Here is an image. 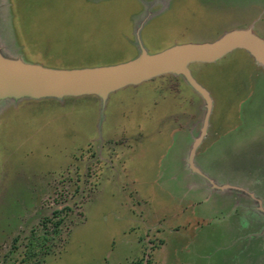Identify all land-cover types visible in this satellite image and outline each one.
<instances>
[{"label":"rangeland","instance_id":"374dc122","mask_svg":"<svg viewBox=\"0 0 264 264\" xmlns=\"http://www.w3.org/2000/svg\"><path fill=\"white\" fill-rule=\"evenodd\" d=\"M245 28L264 39V0H0L3 57L55 68ZM189 68L206 121L173 74L0 103V264H264V67Z\"/></svg>","mask_w":264,"mask_h":264},{"label":"water","instance_id":"95a60500","mask_svg":"<svg viewBox=\"0 0 264 264\" xmlns=\"http://www.w3.org/2000/svg\"><path fill=\"white\" fill-rule=\"evenodd\" d=\"M235 49L245 50L264 67V40L250 28L232 29L210 41L176 43L154 53L141 48L133 59L90 67L54 68L7 59L0 49V103L24 98L40 100L82 96H96L105 101L112 93L123 88L173 74L182 76L203 98L206 121L211 110V99L208 91L193 77L189 66L216 62ZM204 128L202 126L193 147L202 138Z\"/></svg>","mask_w":264,"mask_h":264},{"label":"crops","instance_id":"0c3cea01","mask_svg":"<svg viewBox=\"0 0 264 264\" xmlns=\"http://www.w3.org/2000/svg\"><path fill=\"white\" fill-rule=\"evenodd\" d=\"M263 39V38H262ZM264 40V39H263ZM236 50V49H235ZM234 51V50H233ZM232 52V51H231ZM230 53V52H229ZM228 54V53H227ZM225 56V55H224ZM252 58V57H251ZM221 59V58H220ZM253 59V58H252ZM254 60V59H253ZM29 63H36V62H29ZM37 64H39V63H37ZM55 68V67H54ZM190 69V68H189ZM191 71V70H190ZM191 74H192V72H191ZM194 77V76H193ZM202 87H204L207 91H208V93H209V96H210V92H209V90L205 87V86H203L201 83H199ZM190 87V86H189ZM210 99H211V97H210ZM211 105H212V101H211ZM212 107V106H211ZM210 113H211V110H210ZM209 116H210V114H209ZM208 116V117H209ZM208 119V118H207ZM204 132H205V129H204ZM204 134V133H203ZM202 139V138H201ZM201 139H200V141H201ZM199 143V142H198Z\"/></svg>","mask_w":264,"mask_h":264}]
</instances>
